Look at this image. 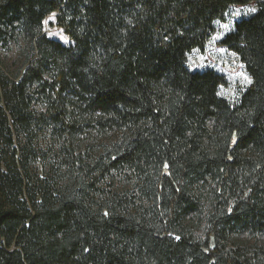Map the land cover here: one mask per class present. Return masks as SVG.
Listing matches in <instances>:
<instances>
[{
    "label": "trees",
    "instance_id": "16d2710c",
    "mask_svg": "<svg viewBox=\"0 0 264 264\" xmlns=\"http://www.w3.org/2000/svg\"><path fill=\"white\" fill-rule=\"evenodd\" d=\"M12 47L0 264H264V0H0Z\"/></svg>",
    "mask_w": 264,
    "mask_h": 264
},
{
    "label": "rangeland",
    "instance_id": "374dc122",
    "mask_svg": "<svg viewBox=\"0 0 264 264\" xmlns=\"http://www.w3.org/2000/svg\"><path fill=\"white\" fill-rule=\"evenodd\" d=\"M52 17H48V19H51ZM44 31L47 32V34L50 35V37L55 38L65 44H67L69 41L66 36H64L63 33H61L59 30L53 29L49 30L45 24ZM19 51L17 47H12L8 51H3L0 48V67L9 70V71H15L19 67ZM44 144V141H42V146Z\"/></svg>",
    "mask_w": 264,
    "mask_h": 264
},
{
    "label": "snow or ice",
    "instance_id": "6c2138e0",
    "mask_svg": "<svg viewBox=\"0 0 264 264\" xmlns=\"http://www.w3.org/2000/svg\"><path fill=\"white\" fill-rule=\"evenodd\" d=\"M249 11L254 12V11H256V10L253 8V9H249ZM245 81H246L247 83H251V80H250L247 76H245Z\"/></svg>",
    "mask_w": 264,
    "mask_h": 264
}]
</instances>
